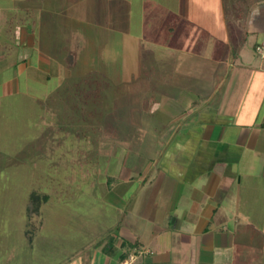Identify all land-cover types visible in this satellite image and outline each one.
<instances>
[{
	"label": "rangeland",
	"instance_id": "rangeland-1",
	"mask_svg": "<svg viewBox=\"0 0 264 264\" xmlns=\"http://www.w3.org/2000/svg\"><path fill=\"white\" fill-rule=\"evenodd\" d=\"M221 4L227 11L216 0H0V42L10 16L29 9L32 21L0 60V264L88 263L122 226L146 228L154 202L178 201L168 158L184 154L190 77L203 76L191 66L184 82L181 50L220 49L217 32L232 20ZM255 182L242 179L240 202L258 220ZM33 192L48 198L29 217Z\"/></svg>",
	"mask_w": 264,
	"mask_h": 264
},
{
	"label": "crops",
	"instance_id": "crops-1",
	"mask_svg": "<svg viewBox=\"0 0 264 264\" xmlns=\"http://www.w3.org/2000/svg\"><path fill=\"white\" fill-rule=\"evenodd\" d=\"M216 1L228 3L227 11L221 7L232 19L231 29L217 32L220 49L193 42L181 50L184 82L191 66L203 76L190 77L196 98L178 137L184 154L168 158V172L182 186L178 201L154 202L146 228L122 226L107 253L97 246L101 252L88 263H72L121 264L135 253L131 264H264V219L250 218L246 197L240 202L242 179L264 189V0ZM209 124L220 126V136Z\"/></svg>",
	"mask_w": 264,
	"mask_h": 264
},
{
	"label": "trees",
	"instance_id": "trees-1",
	"mask_svg": "<svg viewBox=\"0 0 264 264\" xmlns=\"http://www.w3.org/2000/svg\"><path fill=\"white\" fill-rule=\"evenodd\" d=\"M25 13H26V16H24V17L17 16V15H12L9 17V19L7 21V27L5 30L6 31L5 33L7 34V37L9 39L7 40L8 42H5V44L0 46V60L5 58L8 54H13L14 52H17L18 44L15 42L16 33L14 30V25H22V24L32 22L31 20H29V18L31 17V10L26 9ZM26 19H27V21H26ZM25 21H26V23H25ZM86 81L88 82L89 79H86ZM107 85H108V83H105L104 86H107ZM104 86H102V87H104ZM102 87H100V89ZM80 90L81 89H79L77 91L78 95L90 97L91 95L96 96V94L98 96L99 88L96 91H89V90L80 91ZM145 104L148 105V103H145ZM72 106H76V102L73 103ZM47 198H48L47 195H39L36 192L31 193L29 200H28V204H27L28 216L32 217L34 214H38L40 211L41 203L46 201Z\"/></svg>",
	"mask_w": 264,
	"mask_h": 264
},
{
	"label": "built area",
	"instance_id": "built-area-1",
	"mask_svg": "<svg viewBox=\"0 0 264 264\" xmlns=\"http://www.w3.org/2000/svg\"><path fill=\"white\" fill-rule=\"evenodd\" d=\"M259 51L261 50L259 49ZM136 258H137V254L130 253L127 255V257L124 260H122L121 264H131L136 260Z\"/></svg>",
	"mask_w": 264,
	"mask_h": 264
}]
</instances>
